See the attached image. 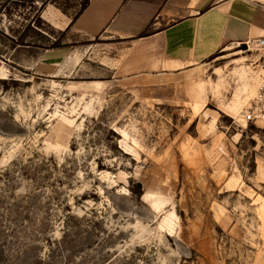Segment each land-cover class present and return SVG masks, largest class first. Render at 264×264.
<instances>
[{"label":"rangeland","instance_id":"rangeland-1","mask_svg":"<svg viewBox=\"0 0 264 264\" xmlns=\"http://www.w3.org/2000/svg\"><path fill=\"white\" fill-rule=\"evenodd\" d=\"M83 2L0 0V264H264V52L129 85L64 28Z\"/></svg>","mask_w":264,"mask_h":264},{"label":"crops","instance_id":"crops-1","mask_svg":"<svg viewBox=\"0 0 264 264\" xmlns=\"http://www.w3.org/2000/svg\"><path fill=\"white\" fill-rule=\"evenodd\" d=\"M261 0H88L64 28L74 38H104L117 52L106 66L129 85L166 90L220 53L264 38ZM43 20L54 27L49 10ZM52 18V21L47 18ZM159 90V91H161Z\"/></svg>","mask_w":264,"mask_h":264},{"label":"built area","instance_id":"built-area-1","mask_svg":"<svg viewBox=\"0 0 264 264\" xmlns=\"http://www.w3.org/2000/svg\"><path fill=\"white\" fill-rule=\"evenodd\" d=\"M264 6V2L261 4ZM255 46L264 52V38H258L245 43V46ZM261 62L258 65L257 86L253 97L248 101L241 111V118L246 124L255 125L264 123V54L260 56Z\"/></svg>","mask_w":264,"mask_h":264},{"label":"trees","instance_id":"trees-1","mask_svg":"<svg viewBox=\"0 0 264 264\" xmlns=\"http://www.w3.org/2000/svg\"><path fill=\"white\" fill-rule=\"evenodd\" d=\"M87 3H88V0H84L83 5H82V7H81V10H83V9L86 7ZM78 13H79V12H78ZM76 15H77V14H76ZM19 42H20V44L23 43V42L21 41V39H20ZM57 47H58V45H57V41H56L55 43L51 44V46L49 47V49H55V48H57ZM218 56H220V55L216 54V55L212 56V57L208 60V62L211 61V60H213L214 58H217ZM131 192L134 193L135 196H136L137 198H140V197L142 196L140 186L137 185V184L134 185V189H133Z\"/></svg>","mask_w":264,"mask_h":264},{"label":"bare ground","instance_id":"bare-ground-1","mask_svg":"<svg viewBox=\"0 0 264 264\" xmlns=\"http://www.w3.org/2000/svg\"><path fill=\"white\" fill-rule=\"evenodd\" d=\"M244 122V121H243ZM245 123V122H244Z\"/></svg>","mask_w":264,"mask_h":264}]
</instances>
